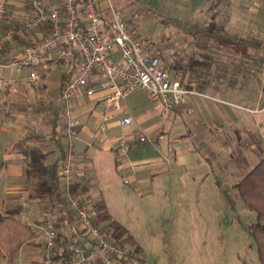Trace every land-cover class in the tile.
<instances>
[{"label":"crops","instance_id":"obj_1","mask_svg":"<svg viewBox=\"0 0 264 264\" xmlns=\"http://www.w3.org/2000/svg\"><path fill=\"white\" fill-rule=\"evenodd\" d=\"M23 1L27 13L23 11L24 7H18L12 22L2 21V26H16L12 40L1 49L2 62L20 58L23 45L40 37V31L22 27L23 21L31 16L26 1ZM13 2L17 1L8 0V5ZM218 65L216 62L211 64L207 86L199 91L202 94H188L184 104L171 110L163 119L153 107L138 115L133 114L127 96L123 109L107 120H103L107 110L95 100L83 97L78 102L74 101V114L80 118L81 124L71 146L73 180L83 183L84 189L79 195L85 202L95 205L102 202L111 214L103 197L89 200L90 194L85 192L89 179L84 167L88 163L90 167L103 170L112 161L115 164L120 162L117 164L119 169L132 168L134 172L140 171V168L150 170V181L155 188L164 179L169 192H177L179 196L200 194L208 190L204 187L207 183L208 187L224 196L223 189L239 199L236 182L264 156V59L254 61L230 55L227 60H219ZM27 70L24 66L17 70L9 66L0 69V74L15 78V84L5 88L10 90L14 99V110L0 115L1 120L8 121L7 125L0 122L3 139H7L3 141L0 138V208L5 210L21 205L20 215L41 211L42 215L33 219L54 220V208H39L37 202L42 201L30 197L33 178L26 173L24 155L13 145L27 133L39 134L47 151L46 156L50 151L53 153L51 161L45 160L50 164L60 154L59 145L52 138L54 135L59 138L66 155L70 143L64 120L58 124V110L51 112V107L59 108L57 101L64 70L60 63L47 68L37 86L24 79ZM189 107H193L194 111L188 112ZM127 115L134 117L133 123L121 125L119 119ZM102 120L107 127L97 132L96 127ZM138 130L153 135L162 133L163 137L154 144L144 140L149 142V151L142 155L139 145L143 142L136 139ZM11 132H18L20 136L11 137ZM123 132H131L133 137L126 148L127 157L118 159L114 146ZM157 172L159 176L155 177ZM131 178L133 181L145 179L144 176L134 175ZM176 182L180 183V188L174 191ZM111 217L114 218L112 214ZM26 243H33V249L20 247L19 261L26 255H29L28 261L36 259H31L32 253L39 261L42 244L34 238ZM25 250L27 252L24 253Z\"/></svg>","mask_w":264,"mask_h":264},{"label":"built area","instance_id":"obj_2","mask_svg":"<svg viewBox=\"0 0 264 264\" xmlns=\"http://www.w3.org/2000/svg\"><path fill=\"white\" fill-rule=\"evenodd\" d=\"M31 16L23 21L27 30L40 31V37L28 40L22 47L21 57L4 66L17 70L27 67L24 79L33 86L49 67L60 63L64 76L60 81L58 114L63 118L69 150L58 166L61 182L60 199L55 203L54 220L61 223L62 234L44 218L30 219L27 212L20 215L34 232V239L42 244L38 264H52L57 250H66L68 264H147L143 256L121 248L109 241L94 221L96 205L85 202L71 191L74 156L72 142L78 135L80 118L74 114V101L87 97L107 110V120L125 106V97L134 91H143L163 119L171 110L184 104L188 94H202L183 84L184 69L172 64L179 53L166 50L164 60L159 51H151L137 34L125 15L116 9L111 0H25ZM258 5L256 0L251 6ZM8 0H0V55L3 46L13 38L16 26L2 21L7 17ZM168 54V55H167ZM15 78L0 74V115L14 110V99L7 86ZM193 112L194 108H187ZM101 121L97 132L106 129ZM131 115L119 119L121 125H130ZM131 132L121 133L115 143L116 156L127 157L126 148ZM133 137V136H132ZM163 134H149L138 130L136 139L151 144Z\"/></svg>","mask_w":264,"mask_h":264},{"label":"rangeland","instance_id":"obj_3","mask_svg":"<svg viewBox=\"0 0 264 264\" xmlns=\"http://www.w3.org/2000/svg\"><path fill=\"white\" fill-rule=\"evenodd\" d=\"M16 1L9 4L4 21L12 22L18 7H24L23 11L27 13L24 1ZM251 1L253 0H152L147 9L144 4L131 5L129 0H111L113 6L125 15L144 40L146 47L151 51H159L161 57L165 61H171L170 63L172 60L166 56V50L180 54L184 48L190 52L194 47V39L191 36L184 37L175 25L176 20L186 17L197 20L199 24L214 21L227 32L253 35L263 41L264 0H256L258 5L253 6ZM159 17H164L165 21H160ZM250 52L253 50L250 49ZM175 62L176 60L172 64ZM127 100L131 112L136 115L152 107L147 95L140 90L129 93ZM57 110L59 108L51 107V112ZM57 120L60 124L63 118L58 115ZM0 122L8 124L7 120L0 119ZM10 135L20 136L18 132H11ZM0 138L7 140L3 139L1 130ZM139 142H143L139 145L142 155L147 154L149 142ZM56 151L54 149L55 153ZM127 153L131 155L129 147ZM52 158L53 153L50 151L46 160L51 161ZM112 162L103 170L86 164L84 168L89 184L85 192L90 194V201L95 197L104 198L113 217L134 234L138 247L132 250L133 253L143 256L147 264H260L255 243L247 231V226L255 215L240 197L236 199L230 194L234 203L231 206L226 196L208 187L207 183L204 187L208 190L200 194L179 196L177 192H169L164 179L155 188L150 181V170L140 168V171L134 172L132 168L119 169L117 164L120 162ZM132 175L144 176L145 179L133 181ZM154 176H159L158 172ZM179 185L176 182L174 191L180 188ZM37 205L39 208L52 206L47 201L37 202ZM28 215L33 219L41 216L42 212L32 211ZM32 245L33 243H24L20 247L32 250ZM28 257L26 255L19 261L17 250L12 261H9L0 248V264H27ZM32 258L38 260L33 253Z\"/></svg>","mask_w":264,"mask_h":264},{"label":"trees","instance_id":"obj_4","mask_svg":"<svg viewBox=\"0 0 264 264\" xmlns=\"http://www.w3.org/2000/svg\"><path fill=\"white\" fill-rule=\"evenodd\" d=\"M129 4H144L147 9L152 0H129ZM160 21L165 18L159 17ZM175 25L179 31L194 39L193 49L188 52L184 48L174 63L175 66L183 67L185 73L183 84L192 89L203 91L207 78L211 75L210 67L213 62L219 66V60H227L230 55L240 58H251L254 61L264 59V39L253 35L243 36L224 30L222 25H216L214 21L199 24L191 18L176 20ZM250 49L253 50L250 53ZM185 58L183 61L182 59ZM64 76V75H63ZM53 140L59 145L60 154L50 164L46 163L47 151L44 150L42 136L36 133H27L14 142V147L20 151L26 161V173L33 178L30 197L38 201H47L54 208L60 199L61 182L58 178V166L64 158V150L59 138L52 135ZM235 187L245 206L254 212V220L247 226V231L253 239L260 264H264V156L246 172L244 177L236 182ZM71 191L74 194L83 192L84 185L79 180H73ZM231 206L233 199L223 189ZM97 214L94 221L100 226L105 237L118 243L121 248L136 250L138 245L128 229L111 217L104 203L96 204ZM21 205H15L5 210L0 208V248L12 261L13 254L19 247L32 241L34 232L26 222L20 220ZM47 223L57 229L59 236L62 234L61 223L51 219H45ZM134 246V248H129ZM69 254L66 250H57L52 264H68ZM39 261L32 259L28 264H38Z\"/></svg>","mask_w":264,"mask_h":264}]
</instances>
